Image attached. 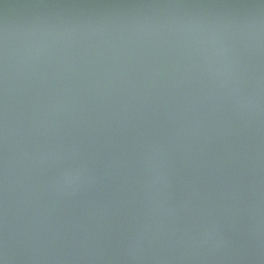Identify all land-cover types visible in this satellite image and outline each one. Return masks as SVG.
Wrapping results in <instances>:
<instances>
[{"label": "water", "instance_id": "water-1", "mask_svg": "<svg viewBox=\"0 0 264 264\" xmlns=\"http://www.w3.org/2000/svg\"><path fill=\"white\" fill-rule=\"evenodd\" d=\"M0 264H264V0H0Z\"/></svg>", "mask_w": 264, "mask_h": 264}]
</instances>
